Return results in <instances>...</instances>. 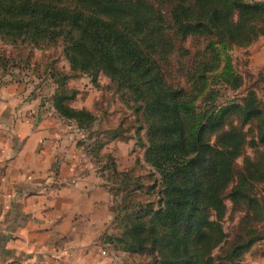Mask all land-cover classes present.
<instances>
[{
	"label": "trees",
	"instance_id": "trees-1",
	"mask_svg": "<svg viewBox=\"0 0 264 264\" xmlns=\"http://www.w3.org/2000/svg\"><path fill=\"white\" fill-rule=\"evenodd\" d=\"M262 35L264 0H0V41L63 46L73 71L94 81L105 74L134 103L160 200L158 209L140 205L129 239L115 241L132 253L150 244L158 264H241L261 238L264 107L258 94L251 90L239 101L204 109L196 103L212 96L215 85L241 87L228 51ZM9 62L0 53L3 69ZM175 67L186 84L173 79ZM67 78L56 79L55 106L78 127L91 128L95 113L66 103ZM248 148L254 156L239 170ZM227 198L245 214L232 240L224 227Z\"/></svg>",
	"mask_w": 264,
	"mask_h": 264
},
{
	"label": "rangeland",
	"instance_id": "rangeland-1",
	"mask_svg": "<svg viewBox=\"0 0 264 264\" xmlns=\"http://www.w3.org/2000/svg\"><path fill=\"white\" fill-rule=\"evenodd\" d=\"M193 44L192 39L186 42L187 47ZM0 53L10 60L5 69L0 66V88L9 82L24 86L21 96L30 101L35 117L41 119L43 126L58 132L55 141L58 153L65 152L64 161L72 164V167L67 166L68 169H60V175L66 170L64 174L84 182L88 193L96 190L92 195L96 202L95 219L102 218L105 224L102 236L96 239L95 253L108 259V264H158L157 255L150 254V244H146V250L132 253L125 243L115 241L120 236L129 239L127 231L140 205L149 204L158 209L160 200L159 175L146 159V128L134 103L124 100L105 74H100L94 81L90 74L73 71L63 46L39 49L0 41ZM227 56L242 79L241 87L232 89L227 85H215L214 94L206 100L199 97L196 105H201V109L211 105L224 106L241 100L252 90L264 107V35L248 47L234 46ZM174 69L173 79L186 84L185 77L180 76L181 68ZM61 73L68 77L63 88L70 96L66 103L95 113L96 121L91 128H80L58 112L55 96L61 87L56 79ZM252 156L254 151L248 148L237 160L238 169H242L245 158ZM258 192L264 198V184L259 186ZM226 204L224 227L232 240L238 234L245 214L229 198ZM98 227L100 229L101 225ZM256 227L261 238L244 255L241 264H264V218ZM218 252L215 250L216 254Z\"/></svg>",
	"mask_w": 264,
	"mask_h": 264
},
{
	"label": "crops",
	"instance_id": "crops-1",
	"mask_svg": "<svg viewBox=\"0 0 264 264\" xmlns=\"http://www.w3.org/2000/svg\"><path fill=\"white\" fill-rule=\"evenodd\" d=\"M23 91L16 82L0 88V264H108L95 253L105 224L95 219L96 190L60 175L72 164L58 153V132Z\"/></svg>",
	"mask_w": 264,
	"mask_h": 264
},
{
	"label": "built area",
	"instance_id": "built-area-1",
	"mask_svg": "<svg viewBox=\"0 0 264 264\" xmlns=\"http://www.w3.org/2000/svg\"><path fill=\"white\" fill-rule=\"evenodd\" d=\"M103 253H105V251H103Z\"/></svg>",
	"mask_w": 264,
	"mask_h": 264
}]
</instances>
